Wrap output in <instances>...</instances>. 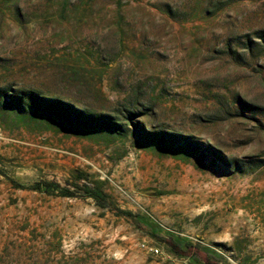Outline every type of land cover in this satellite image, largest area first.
I'll list each match as a JSON object with an SVG mask.
<instances>
[{
	"label": "rangeland",
	"instance_id": "374dc122",
	"mask_svg": "<svg viewBox=\"0 0 264 264\" xmlns=\"http://www.w3.org/2000/svg\"><path fill=\"white\" fill-rule=\"evenodd\" d=\"M0 264H264V0H0Z\"/></svg>",
	"mask_w": 264,
	"mask_h": 264
},
{
	"label": "trees",
	"instance_id": "16d2710c",
	"mask_svg": "<svg viewBox=\"0 0 264 264\" xmlns=\"http://www.w3.org/2000/svg\"><path fill=\"white\" fill-rule=\"evenodd\" d=\"M57 104H58V102H57ZM59 106L66 108V111L78 116V118L82 117V119H84V120H86L87 118H90V116H88L84 111L78 110V109L74 108L73 106L64 105V104H59ZM102 119L108 120V117L106 118L105 116H103ZM78 174L80 175L78 180L81 179V177H85V175H83L80 172ZM66 184L68 185V188H60L58 185L53 184V186L56 187L58 190L57 193H55V194H57L60 197L72 198V197H77V194H79L81 192L82 193L81 196H83V198H91V199L95 200L96 202L101 199L99 194L97 193L96 189L93 187H90L87 183H85L83 185H78L77 181H73L71 183L67 182ZM51 185L52 184H48L46 186H51ZM42 192H44L46 194H53L52 191L50 192L48 189H46ZM126 214H128V213H126ZM177 246L178 245H176V244H172V251L176 254H184V252L181 251L180 248H178Z\"/></svg>",
	"mask_w": 264,
	"mask_h": 264
},
{
	"label": "built area",
	"instance_id": "2783aa9c",
	"mask_svg": "<svg viewBox=\"0 0 264 264\" xmlns=\"http://www.w3.org/2000/svg\"><path fill=\"white\" fill-rule=\"evenodd\" d=\"M150 252H152V253L155 254V255H158V254H159L158 249H153V248H151V249H150Z\"/></svg>",
	"mask_w": 264,
	"mask_h": 264
}]
</instances>
